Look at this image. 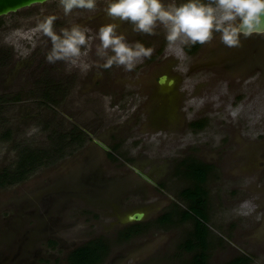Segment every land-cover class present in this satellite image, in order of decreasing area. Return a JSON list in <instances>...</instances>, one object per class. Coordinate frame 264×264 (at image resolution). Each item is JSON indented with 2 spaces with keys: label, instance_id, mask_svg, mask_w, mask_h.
Returning a JSON list of instances; mask_svg holds the SVG:
<instances>
[{
  "label": "rangeland",
  "instance_id": "1",
  "mask_svg": "<svg viewBox=\"0 0 264 264\" xmlns=\"http://www.w3.org/2000/svg\"><path fill=\"white\" fill-rule=\"evenodd\" d=\"M105 7L106 0H97L94 13L74 9L65 16L56 0L0 18V264H66L74 249L98 238L110 246L103 264H187L192 254L181 246L190 226H162L157 219L173 204L184 208L177 197L182 183L171 176L172 161L190 147L189 139L180 137L183 129L211 106L214 121L235 120L221 136L235 131L238 147L225 140L222 148L218 130L208 133L217 143L205 155L217 160L225 153L226 173L237 179L217 176L209 182L214 212L209 264H226L242 255L250 256L252 264H264V36L249 39L251 59L258 63L254 74L232 64L234 52L224 49L219 38L210 43L201 66L212 68L209 73L216 78L184 80L179 115L168 119L160 94L165 90L158 86L167 71L164 62L150 65L144 58L136 64L147 60L144 69H105L95 55L99 41L86 57L91 65L86 71L47 61L51 42L35 31L44 17H57V32L79 24L95 33L112 22ZM119 31L129 43L145 35L133 32L128 23ZM243 76L250 80L249 88L229 92ZM237 94L254 101L232 105ZM73 134L81 135L79 143H72ZM31 151L42 155L40 165L9 183L18 162ZM240 198L241 214L229 206ZM134 212L145 213L144 219L129 221ZM132 223L148 228L121 241L119 231Z\"/></svg>",
  "mask_w": 264,
  "mask_h": 264
},
{
  "label": "clouds",
  "instance_id": "2",
  "mask_svg": "<svg viewBox=\"0 0 264 264\" xmlns=\"http://www.w3.org/2000/svg\"><path fill=\"white\" fill-rule=\"evenodd\" d=\"M65 16L74 9L95 12L97 0H59ZM112 21L99 26L95 33L79 24L54 29L56 16L41 20L35 31L51 42L46 55L49 63L63 61L88 70L91 65L86 57L92 51L104 61L103 68L122 67L132 71L137 62L152 55V49L139 41L129 43L120 25L128 23L132 31L154 35L158 27L165 31L169 45L177 41L192 45L208 44L219 34L220 42L228 48H239L242 39L264 36V0H187L177 5L163 0H106L103 9Z\"/></svg>",
  "mask_w": 264,
  "mask_h": 264
},
{
  "label": "flooded vegetation",
  "instance_id": "3",
  "mask_svg": "<svg viewBox=\"0 0 264 264\" xmlns=\"http://www.w3.org/2000/svg\"><path fill=\"white\" fill-rule=\"evenodd\" d=\"M184 3L187 2V0H183ZM173 2V0H172ZM177 5L180 4L178 0H174ZM204 2H207V0H204ZM148 38V41L145 43L144 38ZM219 34H215V38L210 42L211 45L215 43L216 40H218ZM242 39V38H241ZM250 39V38H249ZM249 39H242V46L239 48H229L232 52H234V58L232 61V64H238L239 70L242 72L247 71L249 74L253 73V67H258V63H253V60L251 59V53H249L252 49V41ZM141 43H145V47L151 48L152 55L148 57V63L150 65H156L159 62L166 63V69L167 71L159 78L158 80V86L159 88L165 90L164 93L161 94L162 99V105L164 107V112L168 119H177V116L179 115L177 113L179 109V103H180V95H179V87L182 85L184 80L192 79L193 77L197 78H209V79H215L216 74H210L209 70L212 69L210 67L201 66V63L205 64L203 60L206 57V54L209 52L208 49L210 48V43L200 45H192L191 43H182L181 41H177L173 45H169V43L165 39V31L162 27H158L156 29V32L154 35H147L145 34L142 38H138V40ZM220 45H223L220 42ZM224 48V47H223ZM220 47H218L219 51ZM224 49H228V47H225ZM249 49V50H248ZM147 59V58H146ZM239 61V63H238ZM147 64V60L144 61V63L139 64V66H136L134 69H144V66ZM218 65V64H217ZM143 66V67H141ZM209 66V65H207ZM212 66V65H211ZM216 67V66H214ZM218 67V66H217ZM171 72H175V76L171 75ZM167 76V82L165 86L160 85V80L162 77ZM247 76L240 77V79H235L234 83H231L232 88H230L229 92L231 93H237L238 91H241L244 93L249 86L248 83H250L247 79ZM226 79V78H225ZM173 80V83L171 84L170 81ZM217 80V79H216ZM228 86V85H227ZM230 86V85H229ZM228 89V88H227ZM209 92V91H208ZM228 92V93H229ZM212 92H209L208 95L210 96ZM229 96V95H228ZM252 96L249 95L248 97H240L236 96L234 102H232V105L236 104L238 101H244V99L250 100V102L254 101V99H251ZM210 98V97H209ZM211 99V98H210ZM230 99L227 97L226 100L228 101ZM134 101H131V106L133 105ZM214 106H211L209 109H206L203 111V113L200 114V116H197L193 119V121L189 124H187L188 127L183 129L181 134L182 141L185 139H189L190 147H188L187 152L186 151H178L179 154L175 155L176 158L172 161V172L171 176L175 179H178L182 186L178 192L177 197L184 205V208L181 209L177 203L172 205L173 212L177 214V219L179 223L176 225H185L188 224L190 226V231L188 232V238L192 239L191 235L194 232V221H181V218L183 217V214L185 212L190 211V202L189 200H186L182 194L189 189H194V185L198 183V180L200 177H197L198 175L195 173V170L199 168V166L204 170L203 172V181L200 182L202 189V195L201 197L205 200L204 203V211L206 213V216L208 218L207 221H205V227L207 229V232L209 233V243L210 248L212 245V232H211V226L212 223V217L214 216V212L212 211V199H211V188H209V182L212 178H217V176H222L223 178L231 179V180H237L235 177H231L226 173L227 170V162L228 159H225V153L220 154L216 159H209L205 155V152L209 150H212L214 146H211V144H215V138L213 134H208L210 130H218V135L220 137L219 140L223 141L224 144L223 147H226V141L228 142L229 146L238 147L237 143L234 142V136L235 131H233L232 135H226L221 136V134H224V127L227 125H233L235 123V120L233 117L227 116V118L221 119L216 118L214 121L213 116L215 115ZM214 114V115H213ZM174 123V122H172ZM220 133V134H219ZM229 136V138H228ZM227 138V139H226ZM218 140V139H217ZM191 141L194 143H191ZM236 143V144H235ZM118 147H114L112 151H116ZM221 148V149H222ZM217 151H220V149H217ZM185 154V155H184ZM236 195V193H235ZM243 199L240 198V200H235V204L230 203V209L233 211H238L241 214V205H242ZM172 211V210H171ZM192 212V211H191ZM135 213V212H134ZM193 213V212H192ZM164 215V214H163ZM162 215V216H163ZM213 215V216H212ZM245 214H242V217L247 218L244 216ZM131 216V215H130ZM128 217V220L130 218ZM161 216V217H162ZM253 217V216H251ZM160 218V217H159ZM204 222V221H203ZM167 226V224H164ZM141 235V234H140ZM139 235V236H140ZM187 238V239H188ZM187 241V240H186ZM185 241V242H186ZM223 243V242H222ZM245 256V255H242ZM240 256V257H242ZM248 258H251L250 256H245ZM252 264V263H251Z\"/></svg>",
  "mask_w": 264,
  "mask_h": 264
},
{
  "label": "trees",
  "instance_id": "4",
  "mask_svg": "<svg viewBox=\"0 0 264 264\" xmlns=\"http://www.w3.org/2000/svg\"><path fill=\"white\" fill-rule=\"evenodd\" d=\"M51 91V90H50ZM72 135V133H71ZM75 136V134H73ZM81 135L75 136L76 140H73V144L81 140ZM41 154L35 153L31 151V154H27V156L23 157L20 162H18V170L11 174V179H9V183H16L19 180L24 179L29 174L34 172L35 168L38 167L41 163ZM204 170L199 166L195 170V173L200 177L198 183L194 185V189L186 190L182 196L189 200L190 202V211L185 212L181 221H194V232L192 233V239L188 238L187 241L181 246L182 249L190 254H192V258L187 264H209V233L205 227V221L208 220L206 213L204 211V203L205 200L201 197L202 189L200 182L203 179ZM9 176V175H8ZM8 176H5L6 178ZM193 213H192V212ZM180 220L177 219V214L175 212L169 211L166 212L162 217L157 219V224L165 226L178 224ZM204 221V222H203ZM148 228V225H143L140 223H132L127 226V228H123L119 231L118 236L121 241L131 240L140 234L143 233L145 229ZM110 253V246L106 239L98 238L94 239L83 246H80L74 249L66 259V264H103L108 258ZM251 258L242 256L235 258L229 261L226 264H251Z\"/></svg>",
  "mask_w": 264,
  "mask_h": 264
},
{
  "label": "water",
  "instance_id": "5",
  "mask_svg": "<svg viewBox=\"0 0 264 264\" xmlns=\"http://www.w3.org/2000/svg\"><path fill=\"white\" fill-rule=\"evenodd\" d=\"M50 1L53 2L56 0H0V18L17 13L22 9H30V7L34 5H42ZM167 79V76L162 77L160 80V85L165 86ZM170 83L172 84L173 80H171ZM144 217L145 213L135 212L130 216L129 221L141 222Z\"/></svg>",
  "mask_w": 264,
  "mask_h": 264
}]
</instances>
